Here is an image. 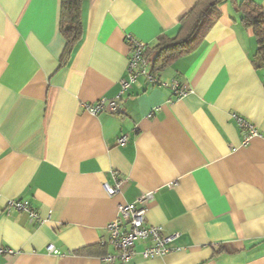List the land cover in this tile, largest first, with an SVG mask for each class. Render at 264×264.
Instances as JSON below:
<instances>
[{"label": "crops", "instance_id": "crops-1", "mask_svg": "<svg viewBox=\"0 0 264 264\" xmlns=\"http://www.w3.org/2000/svg\"><path fill=\"white\" fill-rule=\"evenodd\" d=\"M197 1L86 0L81 40L64 54L61 0H0V264H103L118 207L147 194L146 223L176 238L147 260L135 244L131 264H264V67L233 4L157 75L186 86L183 99L140 78L118 114L84 108L119 95L127 35L149 51ZM236 118L256 130L246 144Z\"/></svg>", "mask_w": 264, "mask_h": 264}, {"label": "built area", "instance_id": "built-area-1", "mask_svg": "<svg viewBox=\"0 0 264 264\" xmlns=\"http://www.w3.org/2000/svg\"><path fill=\"white\" fill-rule=\"evenodd\" d=\"M125 42L129 51L126 70L127 78L120 81V93L112 100L101 98L93 104H85L84 108L89 114L93 116L101 113L118 114V103L121 95L128 91L140 78H143L151 87L170 89L176 100L183 99L189 93V89L181 85L177 80L164 82L159 77L149 73L147 61L148 46L145 43L130 35L126 36ZM236 120L239 127L248 132L245 140L246 144L249 138L257 134L256 130L244 120L239 118H236ZM126 141L127 138L123 136L117 141V145L122 146ZM104 188L109 195H114L118 192V187L109 189L104 186ZM150 200L151 195L147 194L139 198L134 204H124L118 207L117 218L106 227L108 243L112 247L113 253L102 259L103 264H131V261L137 255L134 250V246L137 243L145 244L143 250L139 253V256L144 260L164 257L168 254L169 250L166 246L176 236L166 237L163 235L161 227L151 226L146 223L147 204ZM9 209L26 213L30 223L37 220V213L25 202L12 201L9 203ZM46 250L55 256L59 255V252L52 245L47 246ZM3 253L12 254V251L6 250Z\"/></svg>", "mask_w": 264, "mask_h": 264}, {"label": "trees", "instance_id": "trees-1", "mask_svg": "<svg viewBox=\"0 0 264 264\" xmlns=\"http://www.w3.org/2000/svg\"><path fill=\"white\" fill-rule=\"evenodd\" d=\"M86 0H61L59 31L65 40V52L69 54L82 37L81 6ZM225 2L234 5L241 15V24L253 32L257 50L255 67H264V9L251 0L236 3L235 0H198L183 16L175 37L161 35L154 47L147 51L148 71L157 76L173 61L195 51L203 42L207 32L219 19L218 8Z\"/></svg>", "mask_w": 264, "mask_h": 264}]
</instances>
